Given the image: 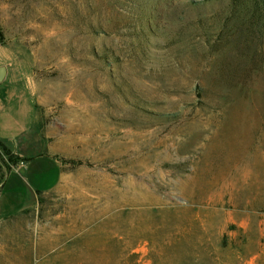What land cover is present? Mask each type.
Masks as SVG:
<instances>
[{
	"label": "rangeland",
	"instance_id": "1",
	"mask_svg": "<svg viewBox=\"0 0 264 264\" xmlns=\"http://www.w3.org/2000/svg\"><path fill=\"white\" fill-rule=\"evenodd\" d=\"M255 1L0 0L62 166L0 220V264H264ZM22 177L1 189L11 212L32 199Z\"/></svg>",
	"mask_w": 264,
	"mask_h": 264
},
{
	"label": "crops",
	"instance_id": "2",
	"mask_svg": "<svg viewBox=\"0 0 264 264\" xmlns=\"http://www.w3.org/2000/svg\"><path fill=\"white\" fill-rule=\"evenodd\" d=\"M1 66L6 73L0 83V141L14 155L27 161L11 168L0 186V193L10 182V190L19 194L24 189L22 176H25L24 180L32 184L29 190L32 199L22 203L17 213L16 209L11 212L9 201L0 205V220L11 218L28 208L37 197L56 188L62 177V166L52 151L48 136L41 129V117L33 99L30 55L19 44H2Z\"/></svg>",
	"mask_w": 264,
	"mask_h": 264
},
{
	"label": "trees",
	"instance_id": "3",
	"mask_svg": "<svg viewBox=\"0 0 264 264\" xmlns=\"http://www.w3.org/2000/svg\"><path fill=\"white\" fill-rule=\"evenodd\" d=\"M251 5L252 4L250 3L245 4V6L240 5V8L243 9L244 14L247 15L248 17L250 16V19L252 18V15L255 12L259 10L264 12V0H262L261 2L255 1V4H253L252 6ZM261 20L262 19L260 17L259 21ZM0 161L2 164L1 168H2V173H3V176L0 179V182L3 183L6 175L11 170V168L15 167L20 162L27 161V159L17 157L11 152V150L4 143L0 141Z\"/></svg>",
	"mask_w": 264,
	"mask_h": 264
},
{
	"label": "water",
	"instance_id": "4",
	"mask_svg": "<svg viewBox=\"0 0 264 264\" xmlns=\"http://www.w3.org/2000/svg\"><path fill=\"white\" fill-rule=\"evenodd\" d=\"M5 73H6V69L4 67H0V83L3 81L4 79V76H5Z\"/></svg>",
	"mask_w": 264,
	"mask_h": 264
}]
</instances>
